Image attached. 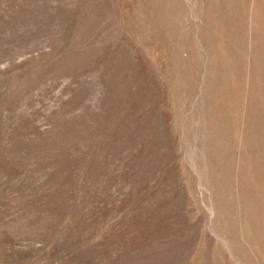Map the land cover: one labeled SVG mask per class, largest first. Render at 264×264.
Masks as SVG:
<instances>
[{
	"label": "rangeland",
	"instance_id": "374dc122",
	"mask_svg": "<svg viewBox=\"0 0 264 264\" xmlns=\"http://www.w3.org/2000/svg\"><path fill=\"white\" fill-rule=\"evenodd\" d=\"M0 264H264V0H0Z\"/></svg>",
	"mask_w": 264,
	"mask_h": 264
}]
</instances>
